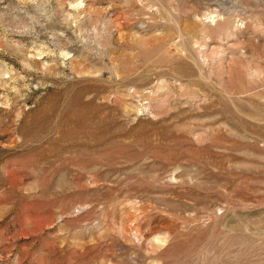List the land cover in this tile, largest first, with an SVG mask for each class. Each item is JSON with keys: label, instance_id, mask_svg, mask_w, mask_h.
<instances>
[{"label": "rangeland", "instance_id": "374dc122", "mask_svg": "<svg viewBox=\"0 0 264 264\" xmlns=\"http://www.w3.org/2000/svg\"><path fill=\"white\" fill-rule=\"evenodd\" d=\"M0 264H264V0H0Z\"/></svg>", "mask_w": 264, "mask_h": 264}]
</instances>
